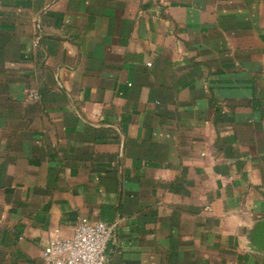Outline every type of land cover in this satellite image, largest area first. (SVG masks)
Here are the masks:
<instances>
[{
  "label": "crops",
  "instance_id": "crops-1",
  "mask_svg": "<svg viewBox=\"0 0 264 264\" xmlns=\"http://www.w3.org/2000/svg\"><path fill=\"white\" fill-rule=\"evenodd\" d=\"M82 219L108 264H264V0H0V264Z\"/></svg>",
  "mask_w": 264,
  "mask_h": 264
},
{
  "label": "built area",
  "instance_id": "built-area-1",
  "mask_svg": "<svg viewBox=\"0 0 264 264\" xmlns=\"http://www.w3.org/2000/svg\"><path fill=\"white\" fill-rule=\"evenodd\" d=\"M31 97L36 98V94ZM117 225L103 222H78L74 235H56L43 253L45 264H108L107 251Z\"/></svg>",
  "mask_w": 264,
  "mask_h": 264
},
{
  "label": "water",
  "instance_id": "water-1",
  "mask_svg": "<svg viewBox=\"0 0 264 264\" xmlns=\"http://www.w3.org/2000/svg\"><path fill=\"white\" fill-rule=\"evenodd\" d=\"M253 243L256 248L264 252V222L253 234Z\"/></svg>",
  "mask_w": 264,
  "mask_h": 264
}]
</instances>
